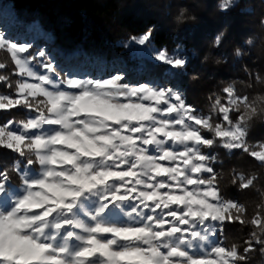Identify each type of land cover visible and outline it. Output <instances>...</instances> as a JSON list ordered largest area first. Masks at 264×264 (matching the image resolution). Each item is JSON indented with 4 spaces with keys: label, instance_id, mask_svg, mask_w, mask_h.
<instances>
[{
    "label": "snow or ice",
    "instance_id": "snow-or-ice-1",
    "mask_svg": "<svg viewBox=\"0 0 264 264\" xmlns=\"http://www.w3.org/2000/svg\"><path fill=\"white\" fill-rule=\"evenodd\" d=\"M151 31L131 39L146 45ZM30 47L0 34L21 78L15 98L0 95V110L33 113L0 126V148L16 156L0 169V264H243L257 245L264 250V215L246 220L244 205L221 195L216 157L204 151L218 139L264 165V145L250 151L247 140L250 125L264 119V96L227 86L203 115L172 88L121 75L65 78L45 51ZM155 59L177 71L187 63L166 49ZM238 179L248 190L257 177ZM225 223L259 232L243 249L226 247L212 240ZM197 249L205 255H193Z\"/></svg>",
    "mask_w": 264,
    "mask_h": 264
},
{
    "label": "trees",
    "instance_id": "trees-1",
    "mask_svg": "<svg viewBox=\"0 0 264 264\" xmlns=\"http://www.w3.org/2000/svg\"><path fill=\"white\" fill-rule=\"evenodd\" d=\"M226 3L229 7L222 10ZM0 16L10 37L31 34L36 39L39 33L36 46L54 50L70 64V73L77 63L78 75L87 69L96 76L101 68L104 76L124 73L129 84L174 85L186 104L203 115L216 96L224 97L227 86L253 99L264 96V0H0ZM150 28L154 48L186 57L183 71L170 73L166 65L135 56L127 46ZM2 56L0 62L6 64L9 57ZM247 140L250 151L264 145V119L250 125ZM208 152L216 157L212 167L221 195L244 205L246 220L257 212L264 215V165L242 150L220 147L218 140ZM5 153L0 154V169L8 168ZM241 174L257 177L252 188H240ZM253 231L259 229L225 223L217 239L243 249ZM243 264H264L261 246L247 253Z\"/></svg>",
    "mask_w": 264,
    "mask_h": 264
},
{
    "label": "rangeland",
    "instance_id": "rangeland-1",
    "mask_svg": "<svg viewBox=\"0 0 264 264\" xmlns=\"http://www.w3.org/2000/svg\"><path fill=\"white\" fill-rule=\"evenodd\" d=\"M4 18H2L0 16V34H3L8 40L12 41V42H16L18 44H28V45H31L29 51L30 52H37V51H40V48L38 46H36V42L38 39H40V35L39 33L37 34V38L34 39L32 36H30L31 34H28L26 37L27 38H23V37H10V28L9 26H6L5 27V24H4ZM127 46L133 51L134 55L135 56H140V57H145V58H148V59H151L157 63H162L164 64L163 62L161 61H158L157 59H155V53L160 51L156 48H154L151 43L149 42L148 44L146 45H139L137 43H135L133 40H130L127 42ZM43 51H45L47 53V56H48V59L50 60V62H52L53 64L56 65L57 69L60 71L61 75L65 78H81V79H108V78H111L115 75H121L124 77V73H121L120 71H115L114 74L111 73L110 76H104V72L102 71V69H98V74L96 76H92V74L90 73V71H88L87 69L86 70H79L81 71V75L79 74L78 75V68L80 69V66L77 65V63H74V66H75V70L76 72L74 73H70L68 72L69 69H70V64H67L65 65L58 57L57 53L54 51V50H51L49 49L47 46H45L43 44L42 46V49ZM173 53L179 55V56H182L185 60H186V57L184 55H182L181 51H175V52H172V53H168L169 55H172ZM4 55V56H2ZM9 57V60L6 62V68L4 70H0V73L2 74H6L8 76V81L7 82H10L12 84V87L9 88V87H6V83H0V95H9V96H12L13 98H15V88H16V83L19 79H21L20 77L16 76L15 74H13L15 72V67H14V62L11 61L10 59V55L7 54L5 51L3 50H0V57ZM166 65V64H164ZM73 66V68H74ZM168 67V70L170 71V73H174L175 71L177 70H174L171 68V66L169 65H166ZM139 84H148L149 86H154V87H166V88H172L176 91H179L181 93L182 96L183 95V92L180 91L178 89L177 86H174V85H170V86H165V85H156V84H152L151 82L149 83H139ZM31 115H33V113L29 112L28 110H25L23 109L22 107H16V108H11V109H7V110H0V126H4L6 124H8L9 121H15V122H19L21 120H25L27 118H29ZM227 125L225 124V127ZM13 130H17L19 131L18 128H16L15 124H13ZM209 136H211L212 134H207ZM218 140V139H217ZM261 150V147L259 148V150H256V151H260ZM205 152L209 153L208 152V149L205 148L204 149ZM4 152H6V156H7V161L4 163V164H8V168L11 167V165L13 164V161L14 159L16 158L15 154L12 153L10 150H6V149H2L0 148V154H3ZM215 162V161H214ZM213 162V163H214ZM213 166V164H212ZM11 177H12V180H11V183L14 187H18L20 181L18 180L17 176L14 174V173H11L10 174ZM213 242L215 243L217 241V237H213L212 238ZM207 247H211V245H208ZM206 253V249L204 251L202 250H195L193 251V255L195 256H202V255H205Z\"/></svg>",
    "mask_w": 264,
    "mask_h": 264
}]
</instances>
